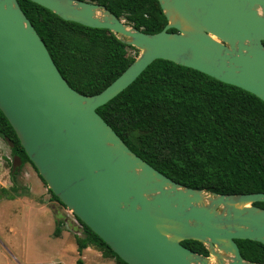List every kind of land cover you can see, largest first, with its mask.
<instances>
[{
  "label": "water",
  "instance_id": "water-1",
  "mask_svg": "<svg viewBox=\"0 0 264 264\" xmlns=\"http://www.w3.org/2000/svg\"><path fill=\"white\" fill-rule=\"evenodd\" d=\"M29 1L138 50L103 91L79 94L61 77L17 1L0 0V111L53 196L125 264H260L244 260L235 241L264 246V209L253 205L264 203L263 193L183 187L131 152L96 110L156 60L264 102V0H157L167 24L155 34L96 3ZM184 241L203 244L208 255L183 247Z\"/></svg>",
  "mask_w": 264,
  "mask_h": 264
},
{
  "label": "trees",
  "instance_id": "trees-1",
  "mask_svg": "<svg viewBox=\"0 0 264 264\" xmlns=\"http://www.w3.org/2000/svg\"><path fill=\"white\" fill-rule=\"evenodd\" d=\"M16 1L61 77L79 94L92 96L103 91L138 54L107 30L64 21L29 0ZM78 1L102 5L117 19L146 34L158 33L167 24L157 0ZM96 112L131 152L183 187L219 195L264 194V102L240 88L156 60ZM0 138L12 143V159L19 164L16 169L26 163L33 167L1 111ZM14 168L12 165V174L17 175ZM47 190L50 200L64 207ZM253 205L264 209V203ZM75 220L81 230L74 239L78 253L92 248L115 264H125L87 226ZM235 242L244 260L264 264L263 245ZM181 245L208 255L199 242L184 241Z\"/></svg>",
  "mask_w": 264,
  "mask_h": 264
},
{
  "label": "rangeland",
  "instance_id": "rangeland-1",
  "mask_svg": "<svg viewBox=\"0 0 264 264\" xmlns=\"http://www.w3.org/2000/svg\"><path fill=\"white\" fill-rule=\"evenodd\" d=\"M12 157L0 138V264H115L92 248L77 252L81 230L72 213L50 200L29 163L16 169Z\"/></svg>",
  "mask_w": 264,
  "mask_h": 264
}]
</instances>
